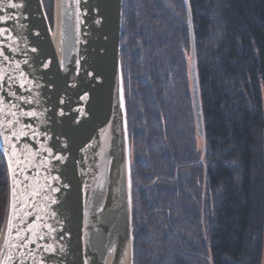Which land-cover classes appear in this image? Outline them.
<instances>
[{"label":"trees","instance_id":"obj_1","mask_svg":"<svg viewBox=\"0 0 264 264\" xmlns=\"http://www.w3.org/2000/svg\"><path fill=\"white\" fill-rule=\"evenodd\" d=\"M120 63L134 264H263L264 0H123ZM6 191L0 153V228Z\"/></svg>","mask_w":264,"mask_h":264},{"label":"water","instance_id":"obj_2","mask_svg":"<svg viewBox=\"0 0 264 264\" xmlns=\"http://www.w3.org/2000/svg\"><path fill=\"white\" fill-rule=\"evenodd\" d=\"M122 3L53 0L50 24L43 0H0V264H134Z\"/></svg>","mask_w":264,"mask_h":264},{"label":"rangeland","instance_id":"obj_3","mask_svg":"<svg viewBox=\"0 0 264 264\" xmlns=\"http://www.w3.org/2000/svg\"><path fill=\"white\" fill-rule=\"evenodd\" d=\"M52 9H53V0H52ZM53 11V10H52ZM52 13V12H51ZM52 17V16H51ZM50 17V18H51ZM52 19V18H51ZM50 21H52V20H50ZM52 23V22H51ZM263 264H264V257H263Z\"/></svg>","mask_w":264,"mask_h":264},{"label":"flooded vegetation","instance_id":"obj_4","mask_svg":"<svg viewBox=\"0 0 264 264\" xmlns=\"http://www.w3.org/2000/svg\"><path fill=\"white\" fill-rule=\"evenodd\" d=\"M47 12V11H46ZM47 15H48V12H47ZM48 18H49V20H50V17H49V15H48Z\"/></svg>","mask_w":264,"mask_h":264},{"label":"snow or ice","instance_id":"obj_5","mask_svg":"<svg viewBox=\"0 0 264 264\" xmlns=\"http://www.w3.org/2000/svg\"><path fill=\"white\" fill-rule=\"evenodd\" d=\"M13 7H15L16 5H12Z\"/></svg>","mask_w":264,"mask_h":264}]
</instances>
